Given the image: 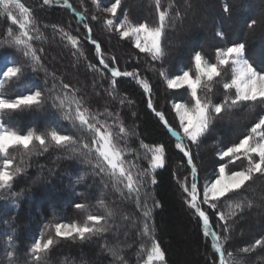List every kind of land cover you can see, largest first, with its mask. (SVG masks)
<instances>
[{"label": "snow or ice", "instance_id": "1", "mask_svg": "<svg viewBox=\"0 0 264 264\" xmlns=\"http://www.w3.org/2000/svg\"><path fill=\"white\" fill-rule=\"evenodd\" d=\"M81 2L83 5V0ZM42 3L45 6L57 4L71 10L81 22L86 19L84 13L88 11L87 7L81 13L70 0H42ZM153 3L158 14L156 24L130 21L128 14L123 11L122 0H112L109 6L104 7H101V0H91L96 11L107 14L101 17L92 14L91 20L102 19L106 30L117 32L121 40L133 43L138 54L143 53L151 61L158 62V67L150 65L151 70L157 72L167 89L173 90L178 97L170 104L177 127H173L165 113L154 106L150 82L141 76L137 68L121 69L116 66L115 57L105 58L100 43L91 35L92 29L84 22L83 27L88 32L86 39L95 46L103 70L94 63H89L87 67L99 73L102 79L105 78V72L111 74L109 86L103 92L111 101H118L120 108L134 102L119 93L118 78H131L149 95L148 109L175 140V148L186 158L191 179L188 176L183 179L178 177L177 183L186 205L202 222L203 235L211 238L214 264H246L243 255L257 247L264 248V238L255 240L254 244L238 249L235 253L228 250L226 245L231 238L235 217L245 207H252V201L247 198L233 200V195L240 193L257 174L264 176V114H257V120L242 138L216 152L218 166L210 177H205L202 184L192 146H198L217 122L241 108L249 112L259 108L264 113V69L258 70L250 62L244 42L234 41L224 47L218 46L214 61L202 51L193 50L187 67L170 71L165 67L168 56L165 35L169 28H174L176 23L182 21V17L178 10L175 15L172 14L171 3L167 8L163 7L162 0H153ZM118 11L123 14V19L114 23V19H118ZM222 11L230 17L232 5L228 0L222 3ZM0 17L8 22L6 30L0 33V49H13L22 57V60L0 57V193L7 191L18 197L19 194L13 193L12 188L14 180L24 171L20 166L25 164L24 158L34 152L43 154L55 148L88 165L91 172L100 177L105 189L111 188L121 202L130 201L139 213L133 218L126 211H118L115 201L109 204L103 197L97 200V206L103 209L104 214L92 213L87 203H75V209L86 213L83 222L45 224L40 238H35L24 254V264H46L47 255L58 243L57 238L84 241L102 237L112 230L109 220L116 215L135 224L142 239L150 242L141 248V252H147L144 264H165V253L153 235L154 225L151 222L153 209L161 205L149 188V185L157 183L156 170L165 167V145L147 144L139 140V146L133 147L130 141L139 139V134L125 124L118 109L109 110L108 103L93 106L86 96L80 94L79 88L63 82L55 72L47 69L38 54L43 53L44 49L35 47L33 42H48L49 38L41 31L32 11L21 0H0ZM257 23L253 19L247 26L253 29ZM51 28L53 37L58 35L62 42L66 41V47L75 49L73 56L78 59L84 56L77 36L56 24H52ZM215 35L221 40L226 39L223 30H217ZM41 71L45 74L44 88L25 82L29 72ZM57 80H60L59 84ZM50 81L51 87L48 86ZM10 84L16 86L14 94L6 90ZM96 95L100 96L101 93L97 92ZM184 95L189 97L187 101L183 99ZM216 96L221 98L214 99ZM22 113H47L49 123L43 129L29 127L26 130L12 125L11 117ZM13 151H19L20 155V165L16 167H13L16 160ZM242 159L246 161L245 167L239 170L231 167ZM0 199L5 197L0 195ZM208 210L218 217L220 223L216 226L221 229L219 233L212 228ZM3 223L7 230L3 233V261L0 264H21L16 251V229L9 220L5 219ZM52 229L54 234L44 239ZM107 250L116 264H127L120 254L122 249L119 246Z\"/></svg>", "mask_w": 264, "mask_h": 264}, {"label": "trees", "instance_id": "2", "mask_svg": "<svg viewBox=\"0 0 264 264\" xmlns=\"http://www.w3.org/2000/svg\"><path fill=\"white\" fill-rule=\"evenodd\" d=\"M31 11L41 31L47 36L48 42L34 41V46L43 48L42 62L50 72H55L57 77L65 83L81 90L80 94L86 96L93 106L110 105L109 110H119L121 118L129 128H134L139 134V139L133 138L130 143L133 147L139 146V140L147 144L161 143L166 148L165 167L156 170L157 183L149 185L151 194L160 207L153 209L152 224L153 235L160 243L165 253V264H214V252L211 248V238L203 235L202 222L193 214L185 203L177 178L188 176L191 179L186 158L175 148V140L170 137L167 130L161 125L154 113L147 107L149 95L131 78H118L117 89L122 96L134 103L119 107L118 101H111L103 92L109 86L110 73L105 72L101 78L99 73L90 71L89 63H94L98 68L99 57L95 46L86 39L87 29L83 23L87 22L92 29V37L101 45L105 58L115 57L116 66L121 69H138L141 76L147 79L152 87L151 99L157 110L163 111L173 127L177 121L171 112L170 104L178 97L173 90L167 89L165 83L157 72L152 71L150 65L159 66L143 53L138 54L130 40H121L115 31L106 30L103 20H91V15H102L96 11L91 0H70L77 11L84 13L86 19L81 22L75 12L52 4L45 6L42 0H21ZM112 0H101V7L109 6ZM224 0H162V5L167 8L169 3L173 15L179 11L182 21L169 28L165 35V46L168 56L165 67L175 72L181 67H187L189 57L193 50L202 51L210 60L214 61L215 49L229 45L234 41L246 44L247 55L253 66L258 70L264 69V0H228L232 5L230 17L222 11ZM123 11L128 14L129 20L134 23L156 24L158 14L155 11L153 0H122ZM123 14L118 11L119 23ZM257 20V26L248 28L251 20ZM52 24L63 27L66 31L80 39V47L84 56H73L75 49L65 46L58 35L53 37ZM44 25H49L45 28ZM8 22L0 17V33H3ZM217 30L225 32L226 39L221 40L215 33ZM0 57H12L22 60L13 49H0ZM2 63V61H0ZM44 72H29L25 82L30 86L44 88ZM96 82L95 88L93 87ZM51 81L49 87H51ZM57 84L60 80L56 81ZM14 94L15 84H10L6 89ZM101 95L97 96L96 93ZM216 96L214 99H220ZM187 101L189 97L183 96ZM102 110V107H101ZM135 113V115H133ZM259 108L249 112L241 108L223 121L217 122L210 134L202 139L198 146H192L194 162L197 164L200 183L205 177H210L218 166L216 152L242 138V135L257 120ZM11 123L21 129L29 127L43 129L49 123L47 113H22L11 117ZM66 123V122H65ZM38 151V150H37ZM16 156L13 167L20 165L19 151H13ZM25 164L20 165L24 171L14 180L12 196L7 191L0 193L5 199H0V262L3 261V233L7 226L3 220H9L16 229V251L21 264H24L25 253L35 238H40L41 230L45 224L56 222H83L86 213L74 208L75 203H87L89 209L95 214H104L103 209L97 206L101 197L111 204L115 201L118 211H126L133 218L139 215L130 201L121 202L118 194L111 188L105 189L100 177L94 175L88 165L79 159L72 158L64 151L50 148L48 152L25 157ZM147 162L145 161L144 164ZM246 161H237L232 165L236 170L245 167ZM175 173V175H174ZM247 198L252 201V207H245L243 212L235 217L231 231V238L226 247L234 253L255 243V240L264 238V176L257 174L248 185L233 195V200ZM207 208V206H204ZM209 211L210 223L213 230L221 231L216 225L220 223L218 217ZM111 231L102 237L97 236L88 240H68L57 238L58 243L47 255L46 264H116L113 256L107 250L109 247L119 246L121 255L127 264H142L146 251L141 248L150 242L145 241L139 234V228L129 221H124L120 215L109 220ZM54 234V229L47 235ZM246 264H264V248L257 247L252 252L243 255ZM218 264V262H217Z\"/></svg>", "mask_w": 264, "mask_h": 264}, {"label": "rangeland", "instance_id": "3", "mask_svg": "<svg viewBox=\"0 0 264 264\" xmlns=\"http://www.w3.org/2000/svg\"><path fill=\"white\" fill-rule=\"evenodd\" d=\"M114 23H115V19H114ZM138 50V49H137ZM146 259H147V252H146V254H145V256H144V262L146 261ZM144 262L142 263V264H144Z\"/></svg>", "mask_w": 264, "mask_h": 264}]
</instances>
